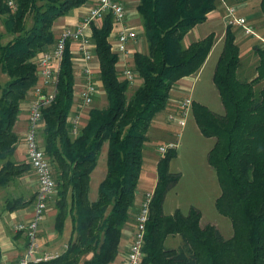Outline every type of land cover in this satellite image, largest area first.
Returning a JSON list of instances; mask_svg holds the SVG:
<instances>
[{"label": "trees", "instance_id": "1", "mask_svg": "<svg viewBox=\"0 0 264 264\" xmlns=\"http://www.w3.org/2000/svg\"><path fill=\"white\" fill-rule=\"evenodd\" d=\"M88 0H16L14 11L0 0V17L7 43L0 33V185L30 168L16 163L18 140L14 124L19 105L36 83L34 56L54 43L53 22ZM240 3L247 0H231ZM215 0H139L147 51L133 53L131 67L142 79L127 97L129 81L120 79L118 54L108 37L113 17L107 13L100 25H91L99 79L106 97L104 107L89 109L86 123L71 136L68 116L73 103V62L66 45L59 65L56 93L42 108V144L55 179L54 230L62 234L67 219L70 234L64 250L39 264H109L118 250L121 230L133 205L142 167L147 131L155 115L168 105L173 85L196 73L213 45L214 34L183 45V38L214 10ZM264 21V0H259ZM32 23L26 28L25 18ZM256 75L237 76L239 47L232 25L225 26L222 50L212 74L223 110L218 114L192 101L191 111L200 132L214 139L207 153L220 187L217 211L230 219L232 235L224 238L212 224L200 226L201 212L190 206L163 213V203L180 174L170 172L175 156L170 149L160 156L157 178L145 226L142 264H264V47L255 44ZM260 85L259 87H257ZM107 142L106 173L95 201L88 199L90 174ZM30 202V201H29ZM19 199L5 201V210L21 208ZM179 235L181 244L166 248L168 236ZM90 255L88 258L86 256Z\"/></svg>", "mask_w": 264, "mask_h": 264}, {"label": "crops", "instance_id": "2", "mask_svg": "<svg viewBox=\"0 0 264 264\" xmlns=\"http://www.w3.org/2000/svg\"><path fill=\"white\" fill-rule=\"evenodd\" d=\"M118 1L123 6L124 11H125L124 25L131 26L132 24L137 22V18L138 16H140L136 9V6L139 0H118ZM93 3H94V0H88L83 5L72 9L68 14L58 17L53 22V25H52V33H53L55 41L53 44L47 45L41 51L52 49L55 45L57 38L59 37L60 33L64 29L66 28L76 29L77 26L82 21L83 17L86 15L88 9L93 5ZM227 6H234L236 8V15L244 17L247 20V23L253 27L254 31L257 34L264 37V21L259 11V0H247L244 2H240V3H233L231 0H215L214 10L208 13L207 18L203 23L209 20V18H212V20L220 19L225 27L226 23H225L224 17L227 13ZM29 15H30V20L27 19L29 25L28 26L25 25L26 28H28L32 23L31 14ZM1 17H4V16H1ZM100 22L101 20H96L94 21L93 24L98 25ZM203 23L197 24L192 29H190L188 33L184 36L183 40L188 35L194 34V32L198 30V26ZM232 29L235 32V42L236 43L238 42V40H242L248 36V35L243 34L240 26L232 25ZM116 31L117 29L115 27H112V30L108 37V41L113 47L115 45ZM224 32H225V29H223L221 34H219V36L217 37L215 41V44L218 41L223 42ZM0 33L2 34L1 42L3 44L10 41L14 36V35H10L5 32L3 23L0 29ZM142 41H144L145 51H147V42L145 40V37L144 39H140V37L138 36L135 42L129 44L130 48L128 52L124 53L123 55L118 56L117 70H119L120 73H122V69L124 68L125 64L126 65L132 64L131 62L133 58V57L131 58V56L133 55L132 53L136 51L135 48L138 46V43L141 44ZM254 43H252L250 47H247V44L245 42L243 44L244 49L242 51H240V47L237 44L239 47V65L237 68V75L240 69V72H241L240 79L241 80H251L256 75L255 67L257 65L258 56L255 58L256 53L253 50V46L255 45ZM259 45L262 47L260 42H259ZM75 46H76V43L74 42L68 43V49L71 55L70 59L73 62V74H74V86H73L74 97H73V103L71 105L69 115H71L74 112H77L78 110H81L83 118L87 120L88 113H89L88 107L79 106L78 101L76 100V97H75V93L81 90L84 85V76L81 71L82 63H80V61L77 59V54L74 52ZM250 51L253 54L252 60L248 56ZM38 53L34 56L33 58L34 61L36 60ZM243 57H244V60L242 59ZM91 64L94 67L96 86L98 88V93L93 102L94 104H96L95 106H97V104L100 101L99 97H101V95L105 93L102 87V82L99 79V62H98L96 55H94V58ZM204 65L205 63L202 65V67ZM202 67L196 73L191 74L189 76L182 77L181 79L176 81V83L173 85L170 91V94H169L168 105L164 109L167 111V114L172 111L178 110L180 107V102L183 98L191 97L189 95L188 96L185 95L184 97V93L191 91L193 83L196 80V76L199 74ZM0 79H1V75H0ZM120 79H123L121 75H120ZM134 80H135L134 84H136L137 86H139L142 81V79L139 76L138 78L135 77ZM32 96H33L32 91H28L25 99L20 102L19 114L17 116L16 122L13 128L14 132L18 135L16 148L13 154V160L16 163L26 162V146H25L24 136L27 130L28 113H29L28 111H29V105H30V100L32 99ZM191 99L192 101H197L193 98ZM105 101H106V97H105ZM197 102H200V101H197ZM154 120L156 121L155 117L152 121L154 122ZM157 123L163 126L161 127V136L164 139L163 143L169 142V140H167L168 139L167 136L170 137L168 127H170L171 124H169L168 122L166 123L165 119H161V118L157 119ZM163 143H160V144H163ZM212 143H214V139ZM103 151H105V158H106L107 142H104V144L102 145L101 152ZM148 153L149 155L146 153L145 148H143L142 168H141L140 177L137 183L134 202H133V205L129 209L128 219L123 225L122 230H121V237H120V241L118 244V250H117L116 257L109 264H125L128 247L133 240L136 215H137L139 205L144 197V194L154 189L156 178H157L156 165L160 158V154L158 153L157 147L155 148V152L153 149H151L148 151ZM152 154H154L155 156H152ZM98 161H99V158L97 160V163ZM97 168L98 167L96 165V167L90 174L89 192H88V199L90 202L95 201L97 197L98 186L100 182L103 180L105 173H106V167H104L100 172L97 171ZM151 180L153 181L152 186L150 184ZM149 184L151 188H149L150 187ZM36 190H37L36 175L31 168H29L27 171H25L20 176L11 179L6 184L0 185V261L13 262V261L18 260L23 255L25 247H26L27 239L24 233L15 232L13 230L12 225L15 222L25 221L32 216L33 201H34V195H35ZM11 199H19L25 202L26 204L23 207L12 210V211L5 210L4 209L5 201L11 200ZM55 212L56 210L54 209L53 201H51L50 199L49 204H48V210L46 212V216L39 226V236L42 242L41 249L44 252L61 253L66 247V243L69 238L70 226H71L70 220L69 219L66 220L62 234H57V232L54 230V222L52 223V218H54ZM176 236L178 235H173L172 238H176ZM89 256L90 255H88L86 258H88Z\"/></svg>", "mask_w": 264, "mask_h": 264}, {"label": "built area", "instance_id": "3", "mask_svg": "<svg viewBox=\"0 0 264 264\" xmlns=\"http://www.w3.org/2000/svg\"><path fill=\"white\" fill-rule=\"evenodd\" d=\"M5 2L12 11L16 9V0H5ZM107 13H111L113 17L112 27L117 29L115 45L114 47L111 45L112 51L118 56L128 52L129 44L137 40L138 34L133 27L124 25L125 11L123 6L118 0H94L93 5L88 9L76 29H64L57 38L54 47L50 50L40 51L36 57L37 80L31 89L33 96L29 105L28 125L24 141L26 162L36 175L37 190L34 195L32 216L25 221L15 222L12 225L15 232L24 233L27 239L24 253L16 261H0V264H39L59 255L58 252H44L41 249L42 242L39 236L40 223L46 216L49 201L55 192L52 166L37 138L39 127L43 123L41 110L55 96L60 61L66 45L70 42L76 43L74 52L77 54V59L82 63L81 71L84 76L83 88L75 93L76 100L81 107H89L94 102L98 88L94 67L91 64L95 48L91 38V25L94 21L101 20ZM224 20L226 25L240 26L244 35L254 36L264 47V37L257 34L244 17L236 15L234 6H227ZM121 76L129 81L130 85L134 84L135 72L130 64H125ZM191 105V97H185L181 100L177 112L168 114L167 120L177 127L178 134L175 140L160 144L157 147L160 156L170 149L177 148ZM68 123L71 136H76L86 123L81 110L69 115ZM152 195L153 190L146 192L139 205L133 240L128 247L125 264H142L145 226L149 218V204Z\"/></svg>", "mask_w": 264, "mask_h": 264}, {"label": "rangeland", "instance_id": "4", "mask_svg": "<svg viewBox=\"0 0 264 264\" xmlns=\"http://www.w3.org/2000/svg\"><path fill=\"white\" fill-rule=\"evenodd\" d=\"M27 19L30 20V15L27 16L24 22V24L28 26L29 24ZM2 23L3 17H0V29ZM100 24L101 22L98 25ZM131 27L135 29L140 39H144L142 19L140 16H138L137 22L132 24ZM223 29H225V27L220 19L212 20V18H209V20H207L205 23L198 26V30H196L194 34L188 35L183 40V45L186 46L192 42L204 38L210 33L214 34L213 45L207 55V58L204 61L205 65L203 67L201 66L202 69L196 76V80L193 83L191 91L185 92L184 97L185 95H189L191 96V98L200 101L202 104L206 105L210 110L218 114H222L224 110L219 94L212 81V74L223 46V42L218 41L215 44V41L219 34H221ZM245 42L247 44V47H250L251 44L254 42V44L259 45V41L255 37L247 36L246 38L238 40L237 42L240 47V51L244 49L243 44ZM135 50L138 52H146L144 41H142L141 44L138 43V46L135 48ZM248 56L251 60L253 59V54L251 51ZM132 57L133 55L131 56V58ZM256 57L257 55L255 54V58ZM242 59L244 60V57ZM237 76L240 79V69L238 71ZM135 77L138 78L137 73H135L134 79ZM6 79V75L1 74V82L3 83ZM259 86L260 85H258L257 87ZM136 88V84L130 85V87L126 91L127 97L131 96V94ZM99 99L100 101L96 107H104L106 104L105 94L101 95ZM95 105L96 104L92 103L88 107V111L91 107ZM174 112H177V110L172 111L170 113ZM168 114L166 110L160 111V113H157L155 115L156 121L154 120V122L152 121L150 124V127L147 131L148 136L146 138V146L144 145V148L148 155L149 150L153 149L155 152V148L158 147L160 143L164 142V139L161 136V127L163 126L157 123V119H165V122L169 123V121L167 120ZM43 123L39 127V131L37 134V138L39 140L40 145L42 144L41 138L42 129L44 127ZM168 129L170 137L167 136V140H175L178 134L177 127L171 124ZM212 142V138L204 136L198 129L190 107L186 119V124L181 131L179 144L175 149L176 154L170 159L168 163L170 172L179 173L180 177L175 186L170 188L165 196L163 203V213L166 215L172 214L177 208L180 209L181 212L186 213L190 206H194L201 212V227H203L205 224H212L220 231L224 238H229L232 235L230 219L226 216L221 215L215 208V200L220 194V187L213 168L209 166L207 162V153L213 145ZM152 156L155 155L152 154ZM98 158L99 161L97 163V171L100 172L104 167H106L105 151L100 152ZM150 184L152 186V180ZM151 186L149 188H151ZM51 201L54 202V194L51 198ZM53 222L54 218H52V223ZM172 237L173 236L170 235L164 241V246L166 248H176L181 244V238L179 235L176 236V238Z\"/></svg>", "mask_w": 264, "mask_h": 264}]
</instances>
